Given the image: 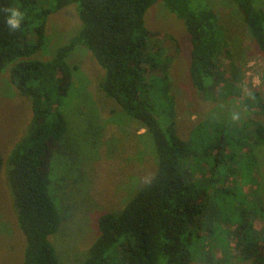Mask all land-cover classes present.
Wrapping results in <instances>:
<instances>
[{
    "label": "trees",
    "instance_id": "obj_1",
    "mask_svg": "<svg viewBox=\"0 0 264 264\" xmlns=\"http://www.w3.org/2000/svg\"><path fill=\"white\" fill-rule=\"evenodd\" d=\"M157 1L0 0V74L10 67L12 84L28 99L32 110L26 131L5 162L0 152V173L7 164L6 184L18 228L24 235L22 264H59L51 236L60 231L63 219L53 195L51 174L55 156L67 153L64 142L68 122L62 108L73 87L75 67L68 60L76 48L83 46L92 53L105 72L100 91L146 130L157 161L154 175L133 193L121 211L98 218L97 237L76 264H192L199 251L198 241L212 237L213 224L221 218L215 203L221 190L208 197L209 185L220 182L216 178L218 166L237 161L241 153L251 155L264 143V125L246 121L244 126L253 130L229 140L216 139L209 146L210 163L200 161L192 170L203 144L195 140L193 145L192 139L180 136L170 75L161 64L163 52L150 51V41L159 35L146 27L145 15ZM163 1L190 36L193 87L203 100L218 101L216 90L220 87L224 92L228 85L220 64L228 43L217 14L205 0L195 7L191 0ZM231 1L264 56L263 1ZM75 3L79 5L81 30L50 60H40L37 56L46 45L49 17ZM9 7L24 13L18 31H11L5 23L4 9ZM233 72L236 74V70ZM245 108L253 114L264 112L261 95H249ZM237 126L240 131L241 124ZM202 165L209 167V179L197 175ZM248 207L253 213L250 216L264 218V203ZM248 215V209L243 208L231 257L208 251L209 243L196 260L231 264L238 259L264 264V236H258ZM217 244L222 246L220 241Z\"/></svg>",
    "mask_w": 264,
    "mask_h": 264
},
{
    "label": "rangeland",
    "instance_id": "obj_2",
    "mask_svg": "<svg viewBox=\"0 0 264 264\" xmlns=\"http://www.w3.org/2000/svg\"><path fill=\"white\" fill-rule=\"evenodd\" d=\"M191 1L195 7L204 0ZM205 1L217 14L228 43L227 53L220 61L228 85L224 92L220 87L216 90L218 101L203 100L191 83V43L184 23L166 8L163 0H158L145 15L146 27L159 35L150 41V51L163 52L161 64L170 75L177 130L183 139H192L193 145L195 140L203 144L192 170L200 161L210 163L209 146L216 139L229 140L253 130L252 126L248 129L244 126L246 121L264 125V112L253 114L245 108L247 97L254 92L264 101V56L231 0ZM78 9L75 3L49 17L46 45L37 58L50 60L79 33L82 22ZM68 62L75 72L73 87L62 108L68 122L64 142L67 153L55 156L51 174L53 195L63 219L60 231L51 236L59 264H76L97 237L98 218L121 211L133 193L154 175L157 166L154 146L146 130L100 91L99 83L105 72L92 53L80 46ZM157 74L161 76L160 71ZM31 114L30 102L12 84L10 67L5 68L0 74V152L4 162L26 131ZM216 171L220 182L209 185L208 197L216 189L221 190L215 200L221 218L213 224L215 234L198 241L199 251L192 264H206L196 260V256L209 243L208 251L233 255L235 227L243 208L248 209V218L258 236H264V218L250 216L253 213L248 207L264 203V143L253 149L251 155L241 153L237 161L222 163ZM6 172L7 164L0 173V264H22L24 235L17 225ZM197 172L201 179L210 178L207 165L200 166ZM219 241L222 246L217 244ZM231 264L251 263L237 259Z\"/></svg>",
    "mask_w": 264,
    "mask_h": 264
},
{
    "label": "clouds",
    "instance_id": "obj_3",
    "mask_svg": "<svg viewBox=\"0 0 264 264\" xmlns=\"http://www.w3.org/2000/svg\"><path fill=\"white\" fill-rule=\"evenodd\" d=\"M6 20L8 28L11 31H18L21 28L22 21L24 19V13L19 8H5Z\"/></svg>",
    "mask_w": 264,
    "mask_h": 264
}]
</instances>
